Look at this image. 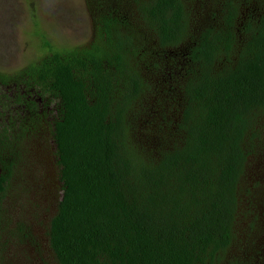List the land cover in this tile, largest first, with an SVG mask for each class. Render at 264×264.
Returning <instances> with one entry per match:
<instances>
[{
  "label": "trees",
  "instance_id": "1",
  "mask_svg": "<svg viewBox=\"0 0 264 264\" xmlns=\"http://www.w3.org/2000/svg\"><path fill=\"white\" fill-rule=\"evenodd\" d=\"M83 4L0 62V264H264V0Z\"/></svg>",
  "mask_w": 264,
  "mask_h": 264
},
{
  "label": "rangeland",
  "instance_id": "2",
  "mask_svg": "<svg viewBox=\"0 0 264 264\" xmlns=\"http://www.w3.org/2000/svg\"><path fill=\"white\" fill-rule=\"evenodd\" d=\"M35 32L54 45L86 44L91 31L83 0H0V62L6 68L45 54L36 47Z\"/></svg>",
  "mask_w": 264,
  "mask_h": 264
}]
</instances>
